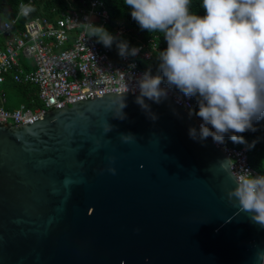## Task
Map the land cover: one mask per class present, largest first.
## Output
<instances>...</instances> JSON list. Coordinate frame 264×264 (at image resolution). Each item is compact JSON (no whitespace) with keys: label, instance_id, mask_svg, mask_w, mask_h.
<instances>
[{"label":"water","instance_id":"water-1","mask_svg":"<svg viewBox=\"0 0 264 264\" xmlns=\"http://www.w3.org/2000/svg\"><path fill=\"white\" fill-rule=\"evenodd\" d=\"M139 95L0 126V264H263L264 227L229 201L227 157L190 137L171 97L144 110Z\"/></svg>","mask_w":264,"mask_h":264},{"label":"clouds","instance_id":"clouds-1","mask_svg":"<svg viewBox=\"0 0 264 264\" xmlns=\"http://www.w3.org/2000/svg\"><path fill=\"white\" fill-rule=\"evenodd\" d=\"M124 3L141 30L162 33L167 41L166 50L158 55L162 76L145 73L138 81L136 103L142 109L150 110L145 98L157 104L167 99L168 91L161 87L166 83L168 88L197 99L196 115L203 123L199 133L190 129L192 139L211 137L222 144L229 132L255 131L253 122L264 119V0H203V16L191 12L192 0ZM34 11L31 4L19 6L21 16L28 17ZM91 28L92 36L106 47L112 45L113 37L103 28ZM120 48L123 55L126 45ZM137 51L132 49L131 54ZM116 103V117L123 120L127 107L123 96ZM111 130L110 125L105 128V132ZM121 139L129 143L135 137L128 134ZM231 140L245 143L240 135L233 134ZM107 170L116 174L115 168ZM234 177L238 186L227 193L229 201L264 227V176L241 171ZM259 258L264 260V253Z\"/></svg>","mask_w":264,"mask_h":264},{"label":"built area","instance_id":"built-area-1","mask_svg":"<svg viewBox=\"0 0 264 264\" xmlns=\"http://www.w3.org/2000/svg\"><path fill=\"white\" fill-rule=\"evenodd\" d=\"M36 1L44 0H29L22 4L32 5ZM65 2V11L52 8L53 19L33 16L32 13L24 17L18 13L10 20L1 21L0 126L23 127L40 120L52 110L103 96L104 93L139 92L138 81L147 73L142 65L160 52L162 46L156 38L145 40L133 34L123 23L113 24L103 0ZM21 18L24 21L18 28ZM91 26L103 28L111 35L112 45L106 47L97 36H92ZM123 37L127 38L129 51L122 55L121 50L113 48V45L114 40ZM132 49L138 50L135 55L131 54ZM7 75H11L18 84L36 86L43 107L30 109L22 104L13 110L5 109L3 85ZM161 87L167 89L168 96L200 129L203 121L196 115L199 110L192 98L177 89L168 88L166 83H162ZM208 138L227 157L234 176L241 171L263 176L251 165L246 148L232 147L227 135L222 144Z\"/></svg>","mask_w":264,"mask_h":264},{"label":"trees","instance_id":"trees-1","mask_svg":"<svg viewBox=\"0 0 264 264\" xmlns=\"http://www.w3.org/2000/svg\"><path fill=\"white\" fill-rule=\"evenodd\" d=\"M29 0H0V19L2 22L14 18L19 13V6ZM106 1L110 19L113 24L119 22L123 23L126 27L133 31V34L139 35L143 39L156 38L157 42L161 44L160 52L166 50L167 41L162 33H151L147 30H141L139 24L131 17V8L124 3V0H104ZM203 0H192L191 12L193 14L203 16L205 11L202 7ZM35 11L32 12L33 16H45L49 19H53L52 8H58V11H65L67 8L65 0H44L36 1L32 4ZM24 18L20 20V26ZM125 40H127L125 38ZM124 41V40H123ZM159 52V53H160ZM156 59L146 62L142 65V69L149 74L161 75L159 70L160 61L158 55ZM3 91H13L21 100V104L26 105L30 109H36L43 107V103L39 100L38 89L31 84H18L13 81L11 75L6 76L5 83L3 85ZM6 91V92H7ZM179 91V90H178ZM197 110H199L198 102L196 98H192ZM7 104V101H6ZM19 105V106H20ZM18 106V107H19ZM17 107V108H18ZM7 109L11 110L9 107ZM255 131L249 130L245 133H232L230 132V144L235 148H246L249 152L250 163L259 173L264 176V119L253 122ZM240 135L243 137L245 143H237L231 140V136Z\"/></svg>","mask_w":264,"mask_h":264},{"label":"rangeland","instance_id":"rangeland-1","mask_svg":"<svg viewBox=\"0 0 264 264\" xmlns=\"http://www.w3.org/2000/svg\"><path fill=\"white\" fill-rule=\"evenodd\" d=\"M114 42H115V44L113 45V48H115L117 50H121L120 45H126L125 38H123L122 40H114ZM126 50L129 51L127 45H126ZM6 91H3V92L6 95L7 104H5L3 107L5 109H7V107H9L11 110L16 109L21 104L20 97L16 93H14L13 91H7V92ZM227 136H228V138H230V132L227 134Z\"/></svg>","mask_w":264,"mask_h":264},{"label":"bare ground","instance_id":"bare-ground-1","mask_svg":"<svg viewBox=\"0 0 264 264\" xmlns=\"http://www.w3.org/2000/svg\"><path fill=\"white\" fill-rule=\"evenodd\" d=\"M104 1V0H103ZM105 3H106V1H104ZM106 5H107V3H106ZM107 8H108V5H107ZM108 10H109V8H108ZM109 14H110V12H109ZM117 23H119V22H117ZM123 38H126V37H123ZM123 38H121V39H119V40H122ZM127 39V38H126ZM148 39H150V38H148ZM146 40V39H145ZM125 41H127V40H125ZM158 54V53H157ZM157 54H156V57H157ZM156 57L154 58V59H156Z\"/></svg>","mask_w":264,"mask_h":264},{"label":"crops","instance_id":"crops-1","mask_svg":"<svg viewBox=\"0 0 264 264\" xmlns=\"http://www.w3.org/2000/svg\"><path fill=\"white\" fill-rule=\"evenodd\" d=\"M0 23H1V19H0ZM25 65L29 66L28 63H26Z\"/></svg>","mask_w":264,"mask_h":264}]
</instances>
